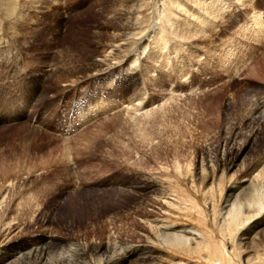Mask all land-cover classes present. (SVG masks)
I'll list each match as a JSON object with an SVG mask.
<instances>
[{"label": "rangeland", "instance_id": "rangeland-1", "mask_svg": "<svg viewBox=\"0 0 264 264\" xmlns=\"http://www.w3.org/2000/svg\"><path fill=\"white\" fill-rule=\"evenodd\" d=\"M194 1L178 0L189 13ZM201 1L207 14L222 7ZM123 2L30 0L15 7V28L0 8V262L46 232L59 247L24 264H107L126 249L135 252L124 264H264V231L255 224L263 213L251 205L232 221L231 198L223 208L246 178L240 172L264 164V107L253 103L264 98V44L244 24L250 13L236 3L219 13L221 25L208 23L186 40L169 25L172 13L159 8L176 14L175 1L133 0V11ZM257 4L264 16V0ZM152 30L168 40L150 41ZM9 32L20 35L17 43ZM255 134L257 150L245 165L234 163L229 148L250 147ZM263 173V184L237 204L246 207L254 190H264ZM151 178L159 193L147 192ZM150 200L161 205L158 213ZM153 218L157 232L148 225ZM166 224L186 242L162 241L158 226Z\"/></svg>", "mask_w": 264, "mask_h": 264}, {"label": "bare ground", "instance_id": "bare-ground-1", "mask_svg": "<svg viewBox=\"0 0 264 264\" xmlns=\"http://www.w3.org/2000/svg\"><path fill=\"white\" fill-rule=\"evenodd\" d=\"M7 2H8V4H6L7 5V8H6V5H3V3H4V1L3 0H0V4H1V2H3L2 3V6H5L4 7V9H7V15H6V13L4 12V9L2 8V6L0 7V8H2L3 10V14H5L6 16H8V20H9V16H11V18H10V23H11V28H15L16 27V25H17V22H18V20L16 19V18H14V15L16 14V13H18L19 11H15V7H16V9H17V4H18V6H20V5H23V4H26L27 3V1H30V0H6ZM5 1V2H6ZM20 1V2H19ZM124 2L123 3H125L124 5L126 6V8H128V9H130L131 8V10L130 11H133V9H132V7H131V5H129V4H127V3H129V2H131V1H133V0H123ZM172 1H175V5H174V7H175V10H176V14L173 12V10L171 9V7H164V5H163V3H159V4H161L160 5V7L159 8H161V10H163L162 12H165V10L166 11H169V13H172V16H174L175 17V20H171V21H169L168 23H169V25L171 26V28H172V30L174 29H176V28H180L179 29V31H178V33H177V31H174L176 34H179V33H181L182 35H185L186 37H183L182 35H180L179 34V36H181L183 39L185 38L186 40H188V37H193L194 38V36H197L198 34H201V31H203L202 29H206V26H207V24L209 23V24H212V25H214L215 23L214 22H216V23H218L217 21H216V18H217V16L219 15V13L221 14V15H224L228 10H230V8H233L234 6H237V4H238V6L237 7H239V5H240V7H243V8H245L244 10H248V12L250 13H245V14H249L247 17H243V19H244V24H245V26H247V28L250 30V32H251V36L253 37V40L254 41H256L257 42V44H260V43H263L264 44V16H262L261 15V13L259 12V10H258V8L256 7V4H257V6L259 5V2H260V0H235V1H231V0H216V1H218L221 5H222V7H219V8H216V13H206V12H204L203 10H205V7L204 6H208V3L207 2H205V1H201V0H195L193 3H189L188 5H190L191 6V4H192V8H194V10H192V11H190V13H189V11H187L186 9H184L185 8V4L184 3H180V2H178V0H172ZM163 2V1H162ZM167 3H168V1H167ZM237 3V4H236ZM134 5V4H133ZM218 5V4H217ZM187 6V5H186ZM24 7V6H23ZM60 7V6H59ZM65 7V6H64ZM121 7H123V4H122V6ZM236 7V8H237ZM123 8H125V7H123ZM134 8V7H133ZM62 9V8H61ZM214 9V8H213ZM121 11V10H120ZM143 11V10H142ZM160 11V10H159ZM1 12V11H0ZM242 12V10H240V8L238 9V14H240ZM120 13V12H119ZM130 13V12H129ZM128 13V14H129ZM132 13V12H131ZM243 13V12H242ZM263 13V12H262ZM3 14H1L0 13V15H2L3 16ZM64 15H66L65 13H63ZM113 14H115V12L113 13ZM165 14H166V12H165ZM205 14V15H204ZM5 15H4V17H5ZM25 15V14H24ZM127 15V14H126ZM125 15V16H126ZM180 15L181 16H184V18L182 19L181 17H180ZM236 15V16H235ZM230 16H232V18L234 17H238V15L237 14H234V13H230ZM19 17V16H18ZM119 17V16H118ZM129 17V16H128ZM57 18L60 20L61 18H62V20H63V18H64V16L63 17H61L60 16V14H58L57 15ZM125 18H127V17H125ZM164 18L165 17H161V22H163V24H164V26H165V23H166V21L164 20ZM214 18V20H212ZM231 18V17H230ZM24 19V18H23ZM119 19H121V18H119ZM0 20H1V18H0ZM7 19H6V21H8ZM114 20H115V18H114ZM127 20V19H126ZM123 21V20H122ZM9 22V21H8ZM62 22V21H61ZM7 24V23H6ZM219 24V23H218ZM121 25V24H120ZM126 25V24H125ZM168 25V24H167ZM219 25H221V24H219ZM9 26V25H8ZM129 26H130V24H127V28H129ZM133 26V25H132ZM131 26V27H132ZM141 26V25H140ZM217 27V26H216ZM218 27H220L221 28V26H218ZM154 29V28H153ZM219 29V28H218ZM243 29V28H242ZM21 31V30H20ZM154 30H152L151 32H153ZM214 32H212L213 34L215 33V31H217L216 29H214L213 30ZM26 32V31H25ZM25 32H23L22 34H24ZM125 32V31H124ZM150 32V31H149ZM155 32V31H154ZM154 32H153V35H152V37H151V39H150V41H154L155 40V36L157 37V38H159V42L160 43H162V42H166V38L167 37H160V35H159V33H156V34H154ZM171 32H173V31H171ZM135 33V32H134ZM143 33V32H142ZM212 33H210V30L208 31V36L210 35L211 37H212ZM9 34H10V32H9ZM26 34V33H25ZM115 34V33H114ZM216 34H217V32H216ZM12 35V37H13V41H15L16 42V40H15V38L17 37V36H20V35H18V34H16L15 32H13V34L11 33L10 34V36ZM21 36H23V35H21ZM117 36V35H116ZM24 37H25V35H24ZM120 35L118 34V37H115V38H117L118 40H120ZM180 37V38H181ZM210 37V38H211ZM22 38V37H21ZM115 38H113V39H115ZM123 38V37H122ZM172 38V37H171ZM175 38H177L176 36H175ZM17 39V38H16ZM23 39V38H22ZM21 39V40H22ZM116 39V40H117ZM149 39V38H148ZM167 40H168V38H167ZM175 39H173V41H174ZM171 41V40H170ZM18 42V41H17ZM16 42V43H17ZM172 42V41H171ZM14 43V42H13ZM15 43V44H16ZM111 43H112V41H111ZM117 43V42H116ZM122 43V42H121ZM119 44V43H118ZM123 44V43H122ZM16 46V45H15ZM111 46V45H110ZM115 46H117V45H115ZM108 47V46H107ZM140 48V47H139ZM145 48H147V46H145L143 49H142V51L140 52V53H138V54H142L145 50H147V49H145ZM109 49V48H108ZM141 49V48H140ZM107 50V49H106ZM110 50V49H109ZM128 50V49H127ZM114 51V50H113ZM136 51V50H135ZM59 53V52H58ZM132 54V53H131ZM137 55V52L134 54V55H131V56H136ZM130 56V55H129ZM139 57V55L138 56H136V57H134V60L132 61L133 63H136L137 62V58ZM117 59V58H116ZM97 61V60H96ZM118 61V60H117ZM94 62V61H93ZM96 62H94V64H95ZM62 64V63H61ZM101 64H102V62H101ZM55 65V64H54ZM58 65V64H57ZM59 65H60V63H59ZM59 65L57 66V67H59ZM86 65V64H85ZM87 65H89L88 63H87ZM99 65V64H98ZM138 65V64H137ZM56 66V65H55ZM95 66V65H94ZM132 66H136V65H134V64H132ZM65 67V66H64ZM91 67V66H90ZM92 67H93V65H92ZM96 67V66H95ZM94 67V68H95ZM98 67V66H97ZM63 68V67H62ZM99 68V67H98ZM55 69V68H54ZM92 69V68H91ZM97 69V68H96ZM129 69V68H128ZM41 70V69H40ZM52 70H53V68H52ZM51 70V71H52ZM135 67L134 68H130V72L131 73H133V74H135ZM136 70H138L137 68H136ZM57 71V70H56ZM59 71V70H58ZM63 71H65L64 69H63ZM62 70L60 71V73L61 72H63ZM91 71V70H90ZM99 71V70H98ZM126 71V70H125ZM41 72V71H40ZM48 72V71H47ZM53 72V71H52ZM69 72V71H68ZM129 71L127 70L126 71V73H128ZM129 72V73H130ZM139 72V71H138ZM65 73V72H64ZM63 73V74H64ZM71 73V72H70ZM76 73V72H75ZM85 73V72H84ZM95 73H96V71H95ZM56 74V73H55ZM78 74V73H77ZM140 74V73H139ZM50 75V74H49ZM62 75V74H61ZM68 76H69V74H67ZM72 75H73V73H72ZM72 75H70V77H72ZM80 75V74H79ZM52 76V75H51ZM58 76V75H57ZM63 76V75H62ZM61 76V77H62ZM76 76V75H75ZM85 76V75H84ZM136 76V75H135ZM58 77H60V74H59V76ZM69 77V78H70ZM73 77H74V75H73ZM77 77H78V75H77ZM134 77V76H133ZM62 78H64V77H62ZM66 78V77H65ZM64 78V79H65ZM51 79V78H50ZM54 79H56V78H54ZM134 79H136V78H134ZM52 80H53V78H52ZM63 80V79H62ZM61 80V81H62ZM60 81V82H61ZM72 81V80H71ZM75 81V80H74ZM73 81V82H74ZM57 82V81H56ZM59 82V83H60ZM64 82H66L67 83V81H65L64 80ZM133 82V81H132ZM62 83V82H61ZM65 83V84H66ZM64 84V83H63ZM59 85V84H58ZM55 86V85H54ZM56 87H57V84H56ZM59 87V86H58ZM60 87H61V85H60ZM62 88H63V86H62ZM57 89V88H56ZM63 89H65V88H63ZM60 90V89H59ZM62 91H64V90H62ZM57 92V91H56ZM44 96V95H43ZM256 99V98H255ZM33 99H31L30 101H32ZM254 104H255V106H254V110H258V108H263L264 107V98H258V99H256L254 102H253ZM137 104H140L139 102L137 103ZM141 104H143L142 103V101H141ZM132 106V105H131ZM136 106V105H135ZM139 107H143V106H140L139 105ZM97 108H99V107H97ZM101 110H102V108H101ZM116 112V111H115ZM134 113V112H133ZM139 114V113H138ZM134 117H135V115H134ZM12 120V119H11ZM4 120H1L0 119V123L1 122H3ZM135 122V121H134ZM34 127H35V125H34ZM258 132V131H257ZM260 138H261V136H260ZM251 139V138H250ZM250 141V140H249ZM246 142V141H245ZM244 142V143H245ZM248 142V141H247ZM260 142V141H259ZM257 134H255L253 137H252V139H251V141H250V147H248V145L247 146H237V147H230L229 149H230V154L232 155V158L233 159H235L233 162L235 163V162H237V160H240V164H242V165H245V162L244 163H242L243 161H245L247 158H248V156H252L251 154H252V152H250V150H251V147L252 146H254V147H252V148H254L253 150L255 151V150H257ZM244 145V144H243ZM261 146V145H260ZM252 150V151H253ZM228 152V151H227ZM254 153V152H253ZM262 154H263V152H261ZM249 154V155H248ZM257 155V154H256ZM224 157V156H223ZM249 159H250V157H249ZM253 159V158H252ZM252 161V160H251ZM253 161H255V160H253ZM60 162V161H59ZM250 162V161H249ZM256 162V161H255ZM255 162H253L254 164H253V166H252V171L251 172H240L241 173V175L243 174V177H246L245 179H241V180H239L237 183H236V185H234V187H233V190H234V192H232L230 195H229V198L226 200V205H224V207L223 208H226L229 204H227V202H229V201H231L230 200V198L232 199V205H231V207L226 211V216H231V220L232 221H235L236 219H238V217H241L242 215H243V211H245V212H251V210H248V209H250L249 207L252 205V206H254L255 205V209H256V211L258 212L257 213V215L260 213H263V215H262V217L261 218H259L258 219V221L255 223L256 225H257V231H264V193H258V190L260 189V188H258V190L257 191H255L254 190V197H255V199L253 200V203H249V201H248V203H247V206L245 207V206H242V205H240V204H237L236 203V201H238L237 200V198H239V196L240 195H242V193L244 192V191H246V190H249V189H253L254 187L256 188V187H258V184H263V179H262V181H260V179L262 178L261 177V175H260V172H264V164H262V160H260V161H257L256 162V164H255ZM232 163V162H231ZM251 163V162H250ZM249 163V164H250ZM247 164H248V162H247ZM229 165V164H228ZM236 165L237 164H234V167H236ZM260 165H262L261 167H259ZM241 166V165H240ZM239 166V167H240ZM247 166V165H246ZM250 167V166H249ZM3 168V167H2ZM242 168V167H241ZM246 168H248V167H246ZM259 168V169H258ZM237 169V168H236ZM239 169V168H238ZM245 169V168H244ZM248 170H249V168H248ZM256 172V174L254 173V175H252L251 173L252 172ZM257 172H259V173H257ZM264 174V173H263ZM262 174V175H263ZM241 177V176H240ZM239 177V178H240ZM152 179V178H151ZM154 179V178H153ZM152 179V180H153ZM259 181H260V183H259ZM153 182L155 183H151L150 184V182H149V187L151 188V190H149L150 188L148 187L147 189H148V191L147 190H143V191H147L148 193L149 192H154V191H156V192H158L159 193V190H160V186H159V182L157 183L156 181H154L153 180ZM262 182V183H261ZM140 186V185H139ZM264 186V185H263ZM138 187V186H137ZM143 187V186H142ZM145 187V186H144ZM157 187H159V188H157ZM254 188V189H255ZM144 189H146V188H144ZM161 192V191H160ZM234 193V194H233ZM242 197V196H241ZM135 203V202H134ZM139 203H142L141 201L139 202ZM138 203V204H139ZM149 203L150 204H152V206L154 207L153 208V211L152 212H154V213H158V210L161 208L162 209V207H161V205H158V203H157V201H152V200H150L149 201ZM172 203V202H171ZM143 204V203H142ZM141 204V205H142ZM166 204V203H165ZM86 205V204H85ZM99 205V204H98ZM144 205V204H143ZM92 206V205H91ZM233 206H235L234 207V209H232V207ZM92 207H94V206H92ZM138 207V206H137ZM137 207H135V208H137ZM130 209V208H129ZM94 210V209H93ZM98 210V209H97ZM96 210V211H97ZM56 211V210H55ZM91 211V210H90ZM96 211H94V212H96ZM117 211V210H116ZM253 211V210H252ZM60 212V211H59ZM161 212H162V210H161ZM254 212H255V210H254ZM57 213V212H56ZM100 213V212H99ZM120 213H122V212H120ZM119 213V214H120ZM124 213H126V212H124ZM256 213V212H255ZM55 214V213H54ZM94 214V213H93ZM102 214V213H101ZM123 214V213H122ZM62 215V214H61ZM95 215H96V213H95ZM110 215V214H109ZM256 216V215H255ZM152 217V216H151ZM113 218V217H112ZM111 218V219H112ZM118 218V217H117ZM51 220V219H50ZM55 220V219H54ZM69 220V219H68ZM144 220V219H143ZM150 220V221H149ZM148 221H149V227H151V231L153 230L154 232L156 231H158L157 230V227L155 228L153 225H155L154 223L157 221V218H153V220L152 219H149ZM156 220V221H155ZM159 220V219H158ZM110 221V220H109ZM121 221V220H120ZM146 221V220H145ZM51 222V224H52V220L50 221ZM157 223V222H156ZM160 223H162V221L160 222ZM166 223V222H165ZM164 223V224H165ZM141 224V223H140ZM145 224V223H144ZM58 226H61L60 224H57ZM56 225V226H57ZM147 225V226H148ZM160 225V224H159ZM5 226V225H4ZM7 226V225H6ZM53 226V225H52ZM61 227H63V226H61ZM172 227V226H171ZM8 229H9V226L7 227ZM147 228V227H146ZM158 228H159V231H162V233L165 235V236H163V237H165V238H163L162 239V241L164 240L165 242H169L170 244H176L177 246H181L182 244H184L185 242H186V240L188 239V238H183V235H181V234H178V233H174V234H169L168 233V229L170 228L169 226H167V224L166 225H161V226H158ZM255 228V227H254ZM150 229V228H149ZM161 229V230H160ZM149 231V230H148ZM173 231V230H172ZM180 231V230H179ZM8 232H9V230H8ZM124 232V231H123ZM181 232V231H180ZM179 232V233H180ZM151 233V232H150ZM153 233V232H152ZM187 233V232H186ZM192 233V232H191ZM259 233V232H258ZM6 234H8V233H6ZM159 234V233H158ZM263 234V233H262ZM196 236V235H195ZM257 236H258V234H257ZM54 236H53V234L52 235H46V232H45V234L42 236V237H39V238H36V239H31V241H28V242H25V243H20L17 247H15L14 249V257H13V260L11 259V258H9V259H7L5 256H2L1 257V264H19V263H21V262H23V259L24 258H31L30 256H37L39 259H41L42 257H43V254H46V253H51L52 251H54L55 250V248L54 247H59L58 245V243L57 242H55V240H54V238H53ZM159 239H161V238H159ZM254 239V238H253ZM66 243V242H65ZM4 244V243H3ZM2 244V245H3ZM187 244H188V242H187ZM1 245V246H2ZM7 245V244H6ZM13 246V245H12ZM62 247V246H61ZM105 247V246H104ZM108 247H109V245H108ZM127 247H129V246H127ZM126 247V248H127ZM6 248V250L8 251L9 249L7 248V247H5ZM116 248V247H115ZM130 248H131V246H130ZM135 248V247H134ZM140 248V247H139ZM59 249V248H58ZM57 249V250H58ZM105 249H107V248H105ZM114 249V248H113ZM112 249V250H113ZM125 249V248H124ZM133 249V248H132ZM61 250V249H60ZM112 250L110 251V253L112 252ZM114 250H116V249H114ZM126 250H128V249H126ZM126 250L124 251V252H121V254L120 253H118V252H115L116 254H114L113 256H111V258H109V260L106 262L107 264H124V263H126V262H129V260H130V258H131V260H133V255H134V252H126ZM143 250V249H142ZM12 252V251H11ZM84 252V251H83ZM96 252H97V250H96ZM141 252V251H140ZM152 252V251H151ZM54 253V252H53ZM144 253V252H143ZM147 253V252H146ZM0 254H1V252H0ZM6 255V254H5ZM10 255H13V253L12 254H10ZM47 255V254H46ZM145 255V254H144ZM110 256V255H109ZM151 256V255H150ZM60 257V256H59ZM112 257H114V258H112ZM115 257H117V258H115ZM142 257V256H141ZM157 257V256H156ZM46 258V257H45ZM137 258V257H136ZM140 258V257H139ZM138 258V259H139ZM155 258V257H154ZM106 259H107V257H106ZM148 259V258H147ZM7 260V261H6ZM42 260V259H41ZM41 260H39V261H41ZM64 260V258H61V261H63ZM130 260V261H131ZM137 260V259H136ZM135 260V261H136ZM152 260V259H151ZM155 260V259H154ZM12 261H13V263H12ZM30 261V260H29ZM28 261V262H29ZM38 261V260H37ZM64 261H66V260H64ZM104 261H105V259H104ZM141 261H142V259H141ZM140 261V262H141ZM147 261V260H146ZM149 261H150V259H149ZM32 262V261H31ZM43 262V261H42ZM46 262V261H45ZM102 262V261H101ZM132 262H134V261H132ZM148 262V261H147ZM154 262V261H153ZM26 264H27V261L25 262ZM33 263V262H32ZM31 263V264H32ZM36 263V262H35ZM41 263V262H40ZM64 264H67V262H63ZM137 263H139V261L137 262ZM23 264H24V262H23ZM38 264H39V262H38ZM104 264V263H103ZM136 264V263H135ZM144 264V263H143ZM222 264V263H221Z\"/></svg>", "mask_w": 264, "mask_h": 264}]
</instances>
